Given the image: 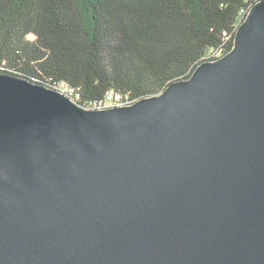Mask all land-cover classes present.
<instances>
[{
  "label": "water",
  "instance_id": "obj_1",
  "mask_svg": "<svg viewBox=\"0 0 264 264\" xmlns=\"http://www.w3.org/2000/svg\"><path fill=\"white\" fill-rule=\"evenodd\" d=\"M0 264H264V0L134 102L0 71Z\"/></svg>",
  "mask_w": 264,
  "mask_h": 264
},
{
  "label": "trees",
  "instance_id": "obj_2",
  "mask_svg": "<svg viewBox=\"0 0 264 264\" xmlns=\"http://www.w3.org/2000/svg\"><path fill=\"white\" fill-rule=\"evenodd\" d=\"M256 0H0V71L134 102L230 51Z\"/></svg>",
  "mask_w": 264,
  "mask_h": 264
},
{
  "label": "built area",
  "instance_id": "obj_3",
  "mask_svg": "<svg viewBox=\"0 0 264 264\" xmlns=\"http://www.w3.org/2000/svg\"><path fill=\"white\" fill-rule=\"evenodd\" d=\"M58 89L62 90L64 93H66L70 97H71V94H73V90L69 87L63 86L62 88L60 87ZM126 103H130V102H122V101L118 100V95H117V98H115V96L111 95V96L107 97L106 103L101 102L99 104L98 108L106 107V106L122 105V104H126Z\"/></svg>",
  "mask_w": 264,
  "mask_h": 264
}]
</instances>
